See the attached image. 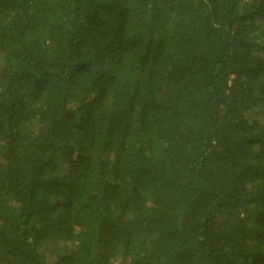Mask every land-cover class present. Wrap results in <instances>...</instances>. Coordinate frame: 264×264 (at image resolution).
Listing matches in <instances>:
<instances>
[{"label":"trees","instance_id":"trees-1","mask_svg":"<svg viewBox=\"0 0 264 264\" xmlns=\"http://www.w3.org/2000/svg\"><path fill=\"white\" fill-rule=\"evenodd\" d=\"M0 264H264V0H0Z\"/></svg>","mask_w":264,"mask_h":264}]
</instances>
